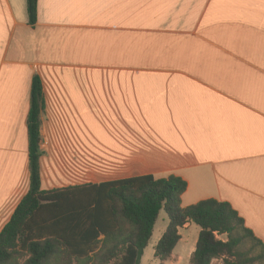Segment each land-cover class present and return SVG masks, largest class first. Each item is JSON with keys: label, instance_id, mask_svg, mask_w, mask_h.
Instances as JSON below:
<instances>
[{"label": "crops", "instance_id": "1", "mask_svg": "<svg viewBox=\"0 0 264 264\" xmlns=\"http://www.w3.org/2000/svg\"><path fill=\"white\" fill-rule=\"evenodd\" d=\"M35 76L43 190L177 176L183 207L228 202L264 242V0H38L34 25L0 0V233L30 190Z\"/></svg>", "mask_w": 264, "mask_h": 264}, {"label": "trees", "instance_id": "2", "mask_svg": "<svg viewBox=\"0 0 264 264\" xmlns=\"http://www.w3.org/2000/svg\"><path fill=\"white\" fill-rule=\"evenodd\" d=\"M38 0H27L29 23ZM42 82L35 76L28 116L31 185L0 233V264H141L161 209L169 225L155 248L158 264L172 256L188 223L200 228L190 264H264V242L225 201L182 206L181 177L143 175L46 191L41 188Z\"/></svg>", "mask_w": 264, "mask_h": 264}, {"label": "rangeland", "instance_id": "3", "mask_svg": "<svg viewBox=\"0 0 264 264\" xmlns=\"http://www.w3.org/2000/svg\"><path fill=\"white\" fill-rule=\"evenodd\" d=\"M187 201L184 200V204ZM169 225V217L166 212V209L163 207L160 211V214L158 216V219L155 224L153 236L149 242L148 247L144 250V254L141 259V264H158L159 261L155 258V248L163 236L164 232L166 231L167 227ZM195 229H200V227L197 224H194ZM196 233V230H192L191 233H184L183 235H187L190 237H194ZM222 260L221 259H215L213 264H221ZM168 264H171L168 262ZM181 264H190L189 263V257L186 255L183 260L181 261Z\"/></svg>", "mask_w": 264, "mask_h": 264}]
</instances>
